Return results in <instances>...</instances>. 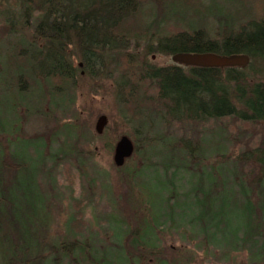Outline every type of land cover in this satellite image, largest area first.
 I'll list each match as a JSON object with an SVG mask.
<instances>
[{
    "label": "trees",
    "instance_id": "trees-1",
    "mask_svg": "<svg viewBox=\"0 0 264 264\" xmlns=\"http://www.w3.org/2000/svg\"><path fill=\"white\" fill-rule=\"evenodd\" d=\"M0 16L7 36L30 30L28 40L20 37L0 55V91L17 94L14 103L0 97V112L9 108L0 119V223L17 238L0 264L95 262V247H102L85 237L81 210L67 213L65 237L43 250L29 241L25 222L24 229L19 225L22 209L51 216L55 169L74 166L91 200L96 177L85 162L94 150L85 146L105 138L106 125L91 133L72 108L80 79L109 78L113 71L120 93L114 101L133 125L132 153L139 156L137 164L113 168L125 193L145 191L148 200L132 229L107 215L106 250L123 264L187 263L197 249L222 257L245 251L250 263L264 261V0H0ZM170 19L177 27H162ZM151 50L244 54L248 62L154 65L147 60ZM31 119L38 128L20 130ZM232 147H239L234 155ZM22 174L37 179L34 193L3 180ZM178 228L186 239L199 236L184 251L188 257L174 258L159 244L162 231Z\"/></svg>",
    "mask_w": 264,
    "mask_h": 264
},
{
    "label": "rangeland",
    "instance_id": "rangeland-1",
    "mask_svg": "<svg viewBox=\"0 0 264 264\" xmlns=\"http://www.w3.org/2000/svg\"><path fill=\"white\" fill-rule=\"evenodd\" d=\"M145 1L147 0H142V2ZM159 9L160 8H158V11ZM177 25L178 22L176 20L170 19L166 20L162 27L171 30L174 26L177 27ZM5 32L3 18L0 16V55L4 54L7 48L12 47V43L16 42L17 39L19 40L20 37L24 38V40H28L30 34V30L24 31V34L15 32L14 35L9 36H7ZM18 33H21V35H18ZM7 39L9 40L7 41ZM128 45V50L131 51L133 43L130 42ZM141 46L142 45L136 46L135 51H139ZM71 60L72 64L76 65L77 62H79L78 55H73ZM147 60L154 65L172 64L170 55L160 54L153 50L148 53ZM118 80L119 76L113 71L109 78H83L77 82L75 102L72 110L77 114L79 121L92 133L95 118L99 114H104L107 118L106 127L104 129L105 138L101 140L93 139L85 146L86 149L94 150L93 153L88 156V159H86L85 164L87 166V172L96 177V190L93 192L91 200L88 201L90 198V190L87 182L74 166L66 168L61 167L58 171H56V169L52 171L55 181V195L54 200H51V216L39 215V211L35 212V210H27L26 212L29 214L28 215L24 214L25 211L22 209V222L19 225L20 229H24L25 222L30 234H32L30 235L31 238L29 241H31L32 244H38L37 246H39L41 250L49 246V244H54L65 237L66 231L63 220L66 218L69 211L73 212L78 209L79 211L81 210V219L86 223L85 228L88 234L85 237L94 247L98 243H100V247H102L100 250L95 247V262H92V264H123L120 258L113 257L115 255L112 249L106 250L111 239V228L108 226L105 218L107 215L117 214L125 222L128 229L137 227V221L141 216L137 208H139V205L141 206V203L146 202L148 197H146L145 191L140 190L134 192V197L129 193H125V188L119 179L120 176L113 168L112 148L118 137L125 135L132 143L135 141L131 131L133 127L132 123L129 121L127 122L122 117L121 113H119L118 104L114 101V99L120 95V93L116 91ZM1 88L2 86H0V89ZM2 91L3 92L0 91V97H3L5 101L14 103L17 100V94L11 88L5 87ZM33 95H37L36 92H31L30 96L32 97ZM8 111L9 108L7 107L2 113L0 112V119H2V121L8 117ZM16 111L20 112V108L17 107ZM34 121L33 119L25 122L22 121L20 130H24L25 128L27 131L30 125L34 126L36 130L38 124ZM22 131L20 133H22ZM104 144L110 145L111 149H105ZM238 150L239 147H232V149H229V154L234 155ZM151 159L152 161L156 160L154 157ZM138 162L139 156L134 153L124 160V164L127 166L131 163L137 164ZM183 174L184 173L177 174L176 178L183 176ZM3 180L5 182L16 180L23 183L22 185L24 187L29 188V190H27L29 193H31V191L34 193L33 190L36 189L33 180L37 179L29 174H22L19 178L14 179L5 176ZM58 195H60L61 198L58 199ZM72 200H75V202H72ZM75 203H79V205ZM114 226L117 228L119 224H114ZM33 229H35V231H33ZM182 232L183 230H181V228L161 232L162 243L160 239L159 244H162L172 251L171 254L175 255L174 258L188 257L187 252L184 251L192 249V246L197 244V240H199V236L194 239L181 237ZM77 237L81 238L83 235ZM15 239L17 241V238L14 237L13 234L10 235L9 228L6 227V221L4 225L0 223V262L3 260L4 256L7 257L10 255L12 244L15 242ZM91 250L93 252L92 248ZM137 251L138 250L132 251L130 254L134 255ZM127 253L129 252L127 251ZM195 254L192 260L186 263L185 260L181 259L179 260V264H252L248 260V255L245 251L222 257L216 250L212 254L203 255L201 250L197 249ZM145 260L147 261L146 263L152 261L150 257H146ZM61 264H67V260L63 259ZM256 264H264V261Z\"/></svg>",
    "mask_w": 264,
    "mask_h": 264
},
{
    "label": "water",
    "instance_id": "water-1",
    "mask_svg": "<svg viewBox=\"0 0 264 264\" xmlns=\"http://www.w3.org/2000/svg\"><path fill=\"white\" fill-rule=\"evenodd\" d=\"M172 62L184 66H244L248 62V57L244 54L220 55L209 52H180L170 55ZM107 118L104 114H99L94 121L93 130L97 134L101 133ZM133 151L132 141L125 135H121L115 141L112 148V163L121 166Z\"/></svg>",
    "mask_w": 264,
    "mask_h": 264
}]
</instances>
